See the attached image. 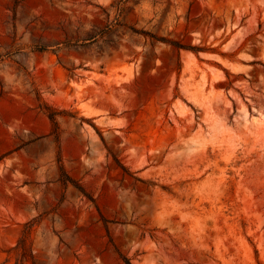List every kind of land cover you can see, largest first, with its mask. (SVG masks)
<instances>
[{"label":"rangeland","instance_id":"1","mask_svg":"<svg viewBox=\"0 0 264 264\" xmlns=\"http://www.w3.org/2000/svg\"><path fill=\"white\" fill-rule=\"evenodd\" d=\"M125 260L264 264V0H0V264Z\"/></svg>","mask_w":264,"mask_h":264},{"label":"trees","instance_id":"2","mask_svg":"<svg viewBox=\"0 0 264 264\" xmlns=\"http://www.w3.org/2000/svg\"><path fill=\"white\" fill-rule=\"evenodd\" d=\"M172 44H174V43H172ZM174 46H177V48H181V47H179L178 45H174ZM49 111V113H48V118L50 119V121L52 122V124H53V126H54V128H57V124H56V121H55V117H56V115H57V113H55L53 110H51V109H48ZM57 137V134L55 135V138ZM123 171L125 170L124 169V167H120ZM125 263L126 264H129V262L127 261V260H125Z\"/></svg>","mask_w":264,"mask_h":264}]
</instances>
